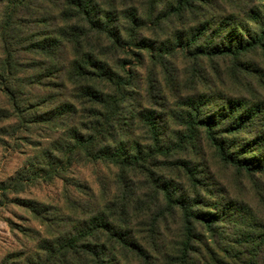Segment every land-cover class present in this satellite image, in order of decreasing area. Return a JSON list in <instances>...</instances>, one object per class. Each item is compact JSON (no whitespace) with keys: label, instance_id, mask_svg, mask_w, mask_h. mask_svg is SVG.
I'll use <instances>...</instances> for the list:
<instances>
[{"label":"rangeland","instance_id":"rangeland-1","mask_svg":"<svg viewBox=\"0 0 264 264\" xmlns=\"http://www.w3.org/2000/svg\"><path fill=\"white\" fill-rule=\"evenodd\" d=\"M191 4V14L187 10L179 14L182 9L175 0H129L144 23L136 36L138 45L148 46L153 57L159 50L168 54L153 60L145 50L129 47L120 56L112 49L102 56L122 78L132 75L113 133L127 135V151L136 147L146 154L155 146L148 115L163 132L158 145L164 149L189 134L193 119L215 116L214 132L226 150L264 166V42L239 59H195L190 53L195 45L183 48L178 43L206 24L212 31L211 44L221 42L238 25L246 30L234 29L241 33L239 39L248 41L264 29V0H192ZM8 7L6 0H0V185L17 175H23V185L15 192L0 193V264H52L54 242L65 236L80 235L82 242L98 240L100 247L104 243L111 248L99 234L101 226L90 221L106 206L110 222L127 231L141 249L133 250L118 239L112 248L115 264H264V168L247 172L222 161L202 128L193 142H184L168 159L150 161L147 170L140 169L144 173L133 177L121 179L114 166L83 156L51 179L44 176L57 163L59 168L75 135L81 139L96 133L99 114L106 107L91 94L85 96L68 75L73 45L63 44L67 73L50 71L48 59L23 43L22 47L23 28L20 38L9 37L11 45L2 43L1 36L8 32ZM37 20L28 28L37 33L55 30V25L47 28L40 17ZM225 23L226 30L219 28ZM91 42L96 43L93 37ZM91 85L113 92L102 81ZM229 104L237 114L221 118ZM62 108L65 112L57 114ZM249 110L252 113L246 114ZM240 116H249L245 125ZM233 123L239 129L229 133ZM254 132L260 145L246 146ZM163 183L172 195L195 199L193 209L216 215L212 229L188 224L177 207L169 212ZM121 198L122 206L117 205ZM34 206L38 213L32 211ZM83 226L89 231H82Z\"/></svg>","mask_w":264,"mask_h":264},{"label":"trees","instance_id":"trees-1","mask_svg":"<svg viewBox=\"0 0 264 264\" xmlns=\"http://www.w3.org/2000/svg\"><path fill=\"white\" fill-rule=\"evenodd\" d=\"M175 1L178 8L182 9L179 10V14H183L185 10L188 11V14H191L190 11L193 10L192 0ZM6 2L10 6L8 9L6 8L7 13L5 16L8 32L1 36L2 43L6 46L11 45L9 37L20 38L21 34L18 31L23 28L25 30L22 31V34L24 33L25 38L20 44L22 45L23 43L32 52L48 59L45 61H47L50 71L63 72L65 70L67 73L68 67L62 61L63 44L73 45L74 52L72 59L68 63L70 68L68 75L79 83L80 86L76 84L85 96L91 94L97 103L104 104L106 107L103 110V114H99L100 118H98L97 127L95 126L96 133L81 139L79 138L80 136L75 135V142L64 153V161L59 163V168L57 163L55 168L44 173L47 178L51 179L60 169H67L80 156L91 162L114 166L118 169L117 175L121 179L133 177L137 172L141 171L140 169L147 170L145 167L150 161L160 160L164 157L168 159L174 150H177L181 145L184 146V142H193L195 132L201 128L205 130L207 140L216 149L222 161L247 172L263 170L264 166L258 165V163H254L249 159L238 157L234 152L226 150L225 143L219 140L214 132V127H216L214 124V121H216L214 119L215 116H208L206 119H193L189 124V134L181 142L171 148L167 147L164 149L161 146L163 144L158 145L159 137L163 135V132L159 130L161 129L159 125H155L153 117L148 115L151 120L149 124H151L152 138L155 141L154 149L146 154H141V151L136 147H133L131 151L129 150L130 152L127 151V148H129L125 138L127 135L122 132L113 133V128L115 123L121 119V106L127 98L126 87L131 85L132 75L128 74L126 78H122L115 69L110 67V63L103 61L102 56L108 55L111 49L114 51L115 56H120L129 47L145 50V53L153 60L168 54L163 50H159L153 57L148 46H140L142 45L141 43L138 45L139 42H136V36L140 34L144 23L138 10L129 5V0H6ZM38 17L41 18V23L46 25L47 28L51 24L55 25V30L37 33L35 28H28V24L39 22L37 20ZM60 22L61 25L58 24ZM72 22H77V24L72 25ZM158 23H160L159 20ZM199 27L195 28V33H190L191 38L186 36L183 41L178 42L182 44L183 48L195 45L194 51L191 50L190 52L195 59L201 57L208 59L216 57L239 59L242 55L262 46L264 42V29L250 37L248 41L239 39L241 33H236L235 30L245 33L246 30L245 26L238 25L234 28L235 30L232 28L226 33L221 42L211 44L209 38L212 36V31H209V24L200 25ZM219 28L226 30L227 24L226 26L219 24ZM215 33L219 35L221 32L217 30ZM92 37L96 43L91 42ZM29 39L32 41L28 42ZM103 42L108 44L104 45L102 44ZM7 55H11L9 51ZM115 56H112L113 62L117 61ZM120 68L125 69L123 64ZM95 81L106 83L113 89V92L110 94L108 90L105 92L99 85H91ZM192 107H195L193 101ZM225 109H229V111L226 112ZM225 109L223 110L225 112L220 114L221 118L225 116L230 118L229 116L237 114L236 108L232 105L230 106V104ZM63 112L65 110L62 108L57 111V114L61 115ZM250 113H252L251 110L246 112V114ZM148 117L146 118L148 119ZM246 118H249V116H245V119L240 116L238 120L240 122L244 120L245 125L247 123ZM216 123L218 124L219 122ZM237 129L239 127L233 123L228 126L227 131L234 133L238 131ZM259 141L260 137L254 132L253 139L249 140L246 146L249 144L260 145L258 144ZM141 172L144 173V171ZM22 181L23 175H17L7 184L0 185L1 195L7 191L15 192L20 190L23 185ZM163 184L166 188L162 189V192L164 193L169 212L178 208L183 212V218L188 224L197 222L204 227L212 229L213 224L217 221L216 215H208L199 209H193V207L195 208V199L191 200L181 195H172L169 186L165 183ZM126 195L128 197V191ZM120 201H117V205L122 206L124 204L122 198ZM31 209L34 213H38L36 206ZM105 210H109V207L106 206L103 212L99 211L90 221L96 224L94 225L95 227L101 226L102 230H100L99 234L106 237V243L111 248L106 247L104 243L100 247L97 243L98 240L94 244L89 242L90 240L82 242L80 235L65 236L63 241H59L56 238L57 241L54 242L56 247L51 250L52 264H115L112 248L118 239L124 242L126 246L134 248L133 250L139 249V245L136 242L132 243L130 240L132 237L128 236L127 231L118 229L119 226L110 222ZM89 228H92V226L90 225ZM81 229L82 231H89L86 226L81 227ZM139 250H136V252Z\"/></svg>","mask_w":264,"mask_h":264}]
</instances>
